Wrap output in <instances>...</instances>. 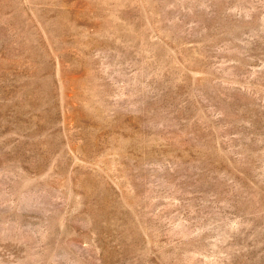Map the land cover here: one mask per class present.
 I'll return each instance as SVG.
<instances>
[{
    "label": "rangeland",
    "instance_id": "obj_1",
    "mask_svg": "<svg viewBox=\"0 0 264 264\" xmlns=\"http://www.w3.org/2000/svg\"><path fill=\"white\" fill-rule=\"evenodd\" d=\"M0 264H264V0H0Z\"/></svg>",
    "mask_w": 264,
    "mask_h": 264
}]
</instances>
